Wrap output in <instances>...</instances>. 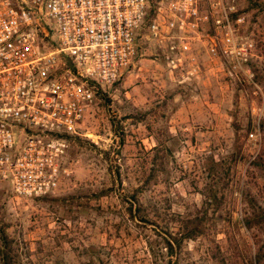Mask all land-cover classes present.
Here are the masks:
<instances>
[{"label": "rangeland", "instance_id": "1", "mask_svg": "<svg viewBox=\"0 0 264 264\" xmlns=\"http://www.w3.org/2000/svg\"><path fill=\"white\" fill-rule=\"evenodd\" d=\"M235 2L251 45L246 73L202 52L197 78L186 81L142 39L123 78L95 99L88 124L95 142L68 143L63 167L71 176L57 196L17 199L0 184V230L12 240L14 264L254 259L242 195L264 206V172L249 166L264 137V0ZM134 194L147 222L132 220ZM204 213V234L170 256L163 237L177 233L179 217Z\"/></svg>", "mask_w": 264, "mask_h": 264}, {"label": "built area", "instance_id": "2", "mask_svg": "<svg viewBox=\"0 0 264 264\" xmlns=\"http://www.w3.org/2000/svg\"><path fill=\"white\" fill-rule=\"evenodd\" d=\"M243 24L235 0H0V184L17 199L57 196L71 176L70 138L95 142V99L123 78L142 39L186 81L202 52L246 73Z\"/></svg>", "mask_w": 264, "mask_h": 264}, {"label": "trees", "instance_id": "3", "mask_svg": "<svg viewBox=\"0 0 264 264\" xmlns=\"http://www.w3.org/2000/svg\"><path fill=\"white\" fill-rule=\"evenodd\" d=\"M153 10L150 12L149 18H151ZM263 127V125H262ZM264 133V129L262 130ZM79 137H72L73 139H78ZM261 150L250 162L249 166L252 169H257L264 172V137L262 139ZM100 196V195H97ZM132 202L136 204L135 208L132 209L133 204L130 203L128 209L133 221L147 222L145 215H140L141 206L136 200V195L132 197ZM242 201L247 205L248 212L246 209V216L243 219V225L248 232L252 235L254 244L257 246V252L253 260H249L247 264H263L264 262V206L259 204L261 200L252 196L249 192L242 195ZM43 200L54 199L51 198H41ZM38 199V200H41ZM206 213L199 215H193L190 217H179L178 219V230L177 233L171 234L167 233V238L163 240L166 244L167 253L170 256L179 254L182 249V245L187 241H194L198 237L204 234V224H205ZM12 240L5 233L4 229L0 230V264H14L16 260V254L13 249Z\"/></svg>", "mask_w": 264, "mask_h": 264}]
</instances>
